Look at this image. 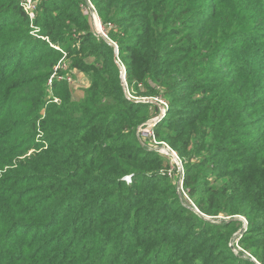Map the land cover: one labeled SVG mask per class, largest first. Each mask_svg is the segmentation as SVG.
<instances>
[{
    "label": "trees",
    "instance_id": "trees-1",
    "mask_svg": "<svg viewBox=\"0 0 264 264\" xmlns=\"http://www.w3.org/2000/svg\"><path fill=\"white\" fill-rule=\"evenodd\" d=\"M87 1L0 0V264H264V0Z\"/></svg>",
    "mask_w": 264,
    "mask_h": 264
},
{
    "label": "rangeland",
    "instance_id": "rangeland-1",
    "mask_svg": "<svg viewBox=\"0 0 264 264\" xmlns=\"http://www.w3.org/2000/svg\"><path fill=\"white\" fill-rule=\"evenodd\" d=\"M87 1V0H86ZM17 2H18V4H19V0H17ZM89 2L87 1V4H88ZM88 7H89V13H90V18H91V24H92V27H93V29L96 31L97 30V27H96V23L98 22H94V20H93V15H92V13L90 12V6L88 5ZM38 8H39V3H38V0H35V8H34V10H33V13H34V16H35V18L33 19V20H31V21H34L35 19H36V17H37V15H39L40 13H39V11H38ZM92 11H93V9H92ZM94 12V11H93ZM35 28H37V27H35ZM34 27H31V29H32V31H33V33H32V36H35L36 38H41V36H40V30L39 31H35L34 29H35ZM38 29V28H37ZM35 31V32H34ZM97 32V31H96ZM110 42V41H109ZM114 44V43H113ZM115 45V44H114ZM117 47V46H116ZM113 49H115V47H113ZM115 52L117 53V51H116V49H115ZM119 65V64H118ZM121 65H119V67H120ZM120 71H121V80H122V86H123V89H124V92L126 93V95H127V86H126V83H125V77L123 78V76H124V68H123V66H121V69H120ZM75 82V85L79 88V86H83V87H86V86H88V81L87 80H85L84 78H83V76H81V75H79L78 76V78L74 81ZM79 90V89H78ZM78 93L77 94H79V91H77ZM80 96H81V93H80ZM128 97V96H127ZM144 99V98H143ZM144 100H146V99H144ZM153 102V101H152ZM160 105V104H159ZM148 130V128H147V126L145 125L142 129L140 128V129H138L137 130V132H138V134H137V137H138V140H140L141 141V143H142V145L144 146V148H146V149H148V150H150V151H154L155 149L154 148H152L151 146H149V145H147V144H145L144 143V141L141 139L142 138V136H145L146 138H148L149 137V135H147V131ZM144 132V133H143ZM164 146L162 145V144H159V145H157V147H156V150L154 151L156 154H158V155H160L161 157H163V159H162V163H163V165H164V167H163V169L164 170H161L160 171V173L162 174V175H166L167 177V180L168 181H170V182H172V181H174V183H176L177 184V186H178V192H179V194H180V196L182 197V199L181 200H183V202H184V205L185 206H187L188 208H190V209H192V210H194V211H196V209L191 205L192 203L189 201V200H187L183 195H182V193H181V188H180V186L178 185L179 183H178V180H179V178H182L183 177V174H184V167H183V165H182V163H181V160H182V158H181V156L176 152V151H174L175 153H176V155H177V157H178V159H179V161H177L178 162V165H179V169H178V166L175 164V158L170 154H168L167 153V151H166V148H163ZM159 150H161L162 152H160ZM36 154V152H34L33 150H26L25 151V153L23 154V156H21V157H19V159H20V161H25V160H27V159H29L30 157H32L33 155H35ZM214 182H220L219 181V179H216V180H214ZM191 204H190V203ZM237 217H239V216H237ZM241 218V217H240ZM210 220L209 221H214V222H219V221H222V220H225L224 219V217L223 218H220V219H215V218H212V217H210L209 218ZM241 219H243V221H246V219H244V218H241ZM237 221H240L239 219H236ZM240 222H242V221H240ZM244 226V223L242 222V227ZM245 226H247V221H246V223H245ZM244 226V227H245ZM246 228V227H245ZM242 229V228H241ZM244 231H245V229H243ZM243 231V232H244ZM241 237V236H240ZM239 239V237L237 236V233L235 232V234L233 235V237H232V239H231V245L233 246V244H235L236 242H237V240ZM237 249V248H236ZM236 251H239L240 252V250L239 249H237ZM244 253V252H243ZM244 255L245 256H247V255H249L248 253H244ZM248 257V256H247Z\"/></svg>",
    "mask_w": 264,
    "mask_h": 264
},
{
    "label": "built area",
    "instance_id": "built-area-1",
    "mask_svg": "<svg viewBox=\"0 0 264 264\" xmlns=\"http://www.w3.org/2000/svg\"><path fill=\"white\" fill-rule=\"evenodd\" d=\"M19 6H20V8L22 9V11L24 12V13H26V15L28 16V18H29V21H30V23L32 24L33 23V21H31V20H33L34 18H35V16H34V13H33V10H34V8H35V0H19ZM34 17V18H33ZM35 28V27H34ZM35 31H39L37 28H35L34 29ZM34 31V32H35ZM101 33L103 34V35H105L104 34V32H103V29H101ZM58 49V48H57ZM159 104H160V106H161V109L159 110V113H160V111L161 112H163L164 111V115L162 116V117H164L165 116V112H166V108H167V106H166V104L164 103V102H159ZM160 115V114H159ZM158 115V116H159ZM158 116L156 117V118H154V119H151V120H149L147 123H146V126H147V128H148V132H147V135H149V137H151L153 140H154V134H153V131H152V128L156 125V123L157 122H159L160 121V119L162 118H159L158 119ZM140 129V128H139ZM164 147L163 148H166V151H167V153L170 155H172L174 158H175V164L178 166V169H179V165H178V162L177 161H179V159H178V157H177V155H176V153L175 152H173L170 148H168L165 144H162ZM155 150H156V147L154 148ZM154 150V151H155ZM160 152H162L161 150H159ZM124 180H125V182L126 183H129L130 182V176H126V177H124ZM181 180H182V178H179V180H178V185L180 186V188H181ZM193 207H194V205H192ZM195 208V207H194ZM245 223H246V221H244ZM244 223V224H245ZM246 227V226H245Z\"/></svg>",
    "mask_w": 264,
    "mask_h": 264
},
{
    "label": "water",
    "instance_id": "water-1",
    "mask_svg": "<svg viewBox=\"0 0 264 264\" xmlns=\"http://www.w3.org/2000/svg\"><path fill=\"white\" fill-rule=\"evenodd\" d=\"M88 5L90 6V12L92 13V15H93V20H94V22H97L96 23V27H97V34H99L101 37H103L108 43H109V45L110 46H112V47H115V49H116V51H117V47L112 43V42H109L108 40H107V37H106V35H103L102 33H101V26H100V23H99V20H98V18H97V16H96V14H95V12H93L92 11V6L88 3ZM120 69H121V66H120ZM123 78H124V76H123ZM138 100H140V99H138ZM137 100V101H138ZM140 101H144V100H140ZM148 101H150V100H148ZM150 102H152V101H150ZM161 109V106L159 105V110ZM160 115L158 116V119L159 118H161L163 115H164V111L163 112H161L160 111V113H159ZM197 211V210H196ZM200 217H202L203 219H205V220H207V221H209L210 219L209 218H206V217H203V216H200ZM236 219H239L240 221H242L243 223H245L244 221H243V219H241L240 217H235V218H232L231 220H236ZM244 226H245V224H244ZM242 227V229H239L236 233H237V236L238 237H240L242 234H243V229H245V227ZM231 247L233 248V246L231 245ZM248 256V255H247ZM249 257V256H248ZM252 260V259H251Z\"/></svg>",
    "mask_w": 264,
    "mask_h": 264
},
{
    "label": "crops",
    "instance_id": "crops-1",
    "mask_svg": "<svg viewBox=\"0 0 264 264\" xmlns=\"http://www.w3.org/2000/svg\"><path fill=\"white\" fill-rule=\"evenodd\" d=\"M83 87V86H82ZM80 97V92H79V94H75V96H74V99H77L78 100V98ZM144 133V132H143Z\"/></svg>",
    "mask_w": 264,
    "mask_h": 264
}]
</instances>
